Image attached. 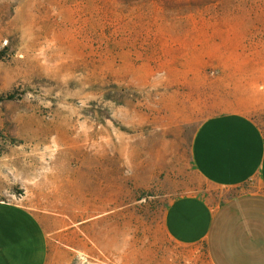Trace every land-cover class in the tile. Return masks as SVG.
Returning a JSON list of instances; mask_svg holds the SVG:
<instances>
[{
    "label": "rangeland",
    "instance_id": "1",
    "mask_svg": "<svg viewBox=\"0 0 264 264\" xmlns=\"http://www.w3.org/2000/svg\"><path fill=\"white\" fill-rule=\"evenodd\" d=\"M227 111L264 123V0H0V199L53 205L94 249L53 264H211L163 218L227 197L192 155Z\"/></svg>",
    "mask_w": 264,
    "mask_h": 264
},
{
    "label": "crops",
    "instance_id": "2",
    "mask_svg": "<svg viewBox=\"0 0 264 264\" xmlns=\"http://www.w3.org/2000/svg\"><path fill=\"white\" fill-rule=\"evenodd\" d=\"M192 155L227 197L173 198L163 218L169 240L204 245L211 264H264V123L239 111L211 115L196 130ZM93 251L85 227L53 205L0 199V264H53ZM107 251L100 245L95 256L109 258Z\"/></svg>",
    "mask_w": 264,
    "mask_h": 264
},
{
    "label": "trees",
    "instance_id": "3",
    "mask_svg": "<svg viewBox=\"0 0 264 264\" xmlns=\"http://www.w3.org/2000/svg\"><path fill=\"white\" fill-rule=\"evenodd\" d=\"M8 97H13V96H12V94H9V96H8Z\"/></svg>",
    "mask_w": 264,
    "mask_h": 264
}]
</instances>
